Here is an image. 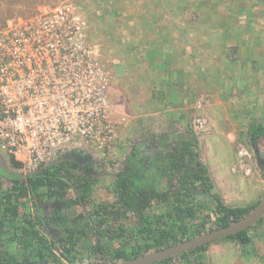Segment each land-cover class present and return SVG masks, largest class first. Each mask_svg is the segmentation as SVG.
<instances>
[{
	"label": "rangeland",
	"instance_id": "obj_1",
	"mask_svg": "<svg viewBox=\"0 0 264 264\" xmlns=\"http://www.w3.org/2000/svg\"><path fill=\"white\" fill-rule=\"evenodd\" d=\"M63 2L76 7L87 21V40L107 87L101 94L104 102L95 133L60 137L43 163L66 152L90 156L100 164L92 198L111 202L112 182L124 157L135 143L155 152L174 118L178 129L193 126L214 183L213 194L233 206L262 198L264 162L259 156L264 157V135L253 144L248 127L253 121L264 125V0H0V31ZM11 156L17 159L0 150V162L16 170ZM20 158L22 168L16 171L25 175L40 166H30L24 155ZM213 194L188 198L196 208L195 217L167 215L165 221L194 230L206 220L204 232L208 231L215 226ZM168 210V204L152 201L147 209L151 230ZM57 211L68 220H57ZM81 211L79 205L66 208L45 197L40 205L30 200L22 215L34 217L43 234L55 240L66 225L77 226L70 219ZM84 223L80 220L78 225ZM121 229L139 230L114 237ZM140 229L130 213L118 221L110 219L102 239L108 256L115 257L118 250L128 255L153 251L149 243L161 230L147 236ZM256 233L255 245L226 239L211 242L204 264H264V225ZM94 243L92 237L81 240L75 264H106L93 252ZM147 246L151 249L143 252ZM195 256L190 264H196Z\"/></svg>",
	"mask_w": 264,
	"mask_h": 264
},
{
	"label": "trees",
	"instance_id": "obj_2",
	"mask_svg": "<svg viewBox=\"0 0 264 264\" xmlns=\"http://www.w3.org/2000/svg\"><path fill=\"white\" fill-rule=\"evenodd\" d=\"M175 120L172 118L164 129L155 157L157 166L153 177L145 183L141 175L129 174V171L116 176L112 182L114 200L111 202L99 203L92 198L93 188L98 180V163H91L86 169L80 166L78 161H61L49 167H43V163L27 178L10 172V168L0 166V264H45L50 260H66L69 264H75L77 246L85 237L95 238L93 252L105 263H115L119 258L130 259L142 255V252L128 255L126 251L118 250L115 257H110L102 241L104 226L108 221L124 219L128 212H132V216L142 225L140 232L145 230L147 236H151L156 228L161 230L153 244L149 243L154 250L204 233L206 220L200 227L190 230L185 225H169L164 219L167 215L177 219L195 217L196 208L188 198H193L194 194L198 193L203 196L213 194L214 188L209 168L200 154L199 139L193 126L178 129ZM248 135L251 142L256 144L264 135V125L251 122ZM133 155V152H129L123 161L132 159ZM9 158L13 169L22 168V162L14 156ZM71 192L73 196L70 195ZM213 196L217 202L214 210L215 226L208 228V231L239 220L252 211L261 200L245 206H233L226 204L220 195ZM45 197L64 204L66 208L72 204L79 205L82 210L78 216L70 219L77 223V226L66 225L63 235L55 240L43 234L41 223L34 217L22 215V209L30 200L34 199L40 205ZM155 200L168 204L169 210L160 216V219L155 220L157 226L151 230L152 221L147 215V209ZM55 213V218L60 222L68 220L67 216L59 211ZM207 219H210V214ZM80 220L85 221L81 226L78 225ZM263 225L264 216L252 227L215 241L226 239L243 246L255 245L256 230ZM138 230L121 229L119 232L115 231L114 237L134 234ZM106 231L109 233L110 228ZM12 244H16L15 249H12ZM209 245L210 243L201 245L153 264H190L191 257L195 254L196 264H204L205 252ZM150 246L143 252L150 250Z\"/></svg>",
	"mask_w": 264,
	"mask_h": 264
},
{
	"label": "built area",
	"instance_id": "obj_3",
	"mask_svg": "<svg viewBox=\"0 0 264 264\" xmlns=\"http://www.w3.org/2000/svg\"><path fill=\"white\" fill-rule=\"evenodd\" d=\"M70 3L0 31V150L38 167L66 135H92L103 70Z\"/></svg>",
	"mask_w": 264,
	"mask_h": 264
},
{
	"label": "water",
	"instance_id": "obj_4",
	"mask_svg": "<svg viewBox=\"0 0 264 264\" xmlns=\"http://www.w3.org/2000/svg\"><path fill=\"white\" fill-rule=\"evenodd\" d=\"M71 153L72 152H66L65 155L63 156L58 155L54 159L47 161L43 165V167H49L54 164H57L63 161V158L69 157ZM0 166H3L6 169H9V167H7L6 165H3L1 162H0ZM10 172L20 174L22 178L28 177V175H25L16 170L10 169ZM263 216H264V193H263L261 200L257 204V206L252 211H250L248 214H246L239 220L232 222L228 226L206 231L204 233L198 234L189 239L182 240L180 242H177L170 246L163 247L161 249H157V250L144 253L137 257L125 259L120 262L106 263V264H153L157 261L178 255L185 251L197 248L201 245L211 243L215 240L223 239L225 237L235 235L257 224Z\"/></svg>",
	"mask_w": 264,
	"mask_h": 264
},
{
	"label": "flooded vegetation",
	"instance_id": "obj_5",
	"mask_svg": "<svg viewBox=\"0 0 264 264\" xmlns=\"http://www.w3.org/2000/svg\"><path fill=\"white\" fill-rule=\"evenodd\" d=\"M158 149L159 147H157L155 152L151 153L150 152L151 148L148 149L147 146L143 147L142 143H135L130 151L134 153L132 159H125L127 160V162H125V160L122 162L123 167L121 170L117 171L115 177L122 173L124 174L125 172L129 171L127 172L129 174H134L136 176L141 175L143 178V181H145L146 183V181H149L150 177H153V172L156 170L155 167L157 165L155 162V157H156ZM63 155H65V153L62 154V156ZM259 157H260V160L264 162V157H262V155ZM64 161L65 162L78 161L80 162L79 165L84 166L85 169L91 163H95V164L98 163L97 161H94V159H92L90 156H86V155L84 156L81 153H73V152L69 155V157L63 158V162ZM97 170L100 171V164L97 167ZM128 213L132 214V212H128Z\"/></svg>",
	"mask_w": 264,
	"mask_h": 264
}]
</instances>
